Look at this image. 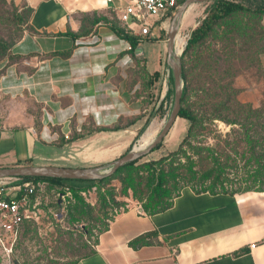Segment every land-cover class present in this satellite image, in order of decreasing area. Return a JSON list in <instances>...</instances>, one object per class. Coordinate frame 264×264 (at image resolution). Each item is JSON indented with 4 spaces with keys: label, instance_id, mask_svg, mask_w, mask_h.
I'll use <instances>...</instances> for the list:
<instances>
[{
    "label": "crops",
    "instance_id": "1",
    "mask_svg": "<svg viewBox=\"0 0 264 264\" xmlns=\"http://www.w3.org/2000/svg\"><path fill=\"white\" fill-rule=\"evenodd\" d=\"M23 2L33 11L30 25L38 35L24 34L12 49L23 59L0 68V168L62 167L45 164L55 147L70 146L92 160L102 153L100 140L127 134L119 151L97 164L118 159L146 126L165 81L164 59L155 71L159 77L149 82L138 46L128 51L129 42L112 30L124 26L118 20L127 0ZM189 10L179 31L192 21ZM160 41L166 58L165 39ZM11 101L16 107L8 115L3 108ZM173 128L175 148L185 122L177 118ZM140 208L116 215L92 252L75 264H264V192L211 195L184 188L162 213L147 215ZM143 235H149L143 244L131 245ZM241 250L246 252L234 255Z\"/></svg>",
    "mask_w": 264,
    "mask_h": 264
},
{
    "label": "rangeland",
    "instance_id": "2",
    "mask_svg": "<svg viewBox=\"0 0 264 264\" xmlns=\"http://www.w3.org/2000/svg\"><path fill=\"white\" fill-rule=\"evenodd\" d=\"M25 7L23 0H0V42L6 46L14 44L21 36L26 34L29 19ZM212 7V3L193 5L189 16L194 25L187 26L180 31L181 38L186 39V43L189 41L191 28L195 29ZM164 24V22L155 24L150 30L149 37L141 40L137 45L140 55L147 61V67L151 74L160 71L161 60L164 59L163 63L165 64L163 44L159 40L160 31ZM236 31H240L238 36ZM242 32L246 34L242 35ZM186 46L185 44V49ZM185 49H183V52ZM9 58L8 52H5L1 47L0 68L7 65L8 60L10 61ZM199 59H204L209 65L208 71L204 73L209 77L215 76L225 69L227 77H225L223 85H228L231 78L233 79L232 88L239 92L236 96L237 101L242 104H251L254 109H260L264 112V17L253 16L249 13H238L231 19L223 21L210 39L184 56L183 61L192 91L190 100L194 107H196L195 103L197 104L196 92L205 87L202 78L204 74L200 68ZM164 85V81H162L157 88V97L152 101L153 105L150 111L147 112V122L158 101L157 98L163 92ZM169 90H172V85H169ZM172 100L173 95L164 100L162 105L166 103L165 106L158 109L153 119L148 122L146 132L144 134L139 132L133 144H137L145 134L152 139L157 135L170 113ZM15 107L16 105L12 101L5 104L4 113L11 115L14 110L12 108ZM262 118H264V114ZM239 128L238 124L227 125L221 121H215V127H213L217 132H214V134H221L222 140L230 143L231 148L237 144L235 140L239 139L237 134L240 132ZM176 132L175 128H172L166 137L167 144L163 148L145 155L133 166L118 170L109 182L87 187L85 190L88 191L82 193L81 197L90 209L85 210L83 218H77L72 210L77 205L73 191L77 187H86L87 184H65L60 186L61 188L58 190L44 189L42 192L39 191L35 196L38 209L36 221L23 229L11 262H8L0 254V264H46L48 260L59 261L63 259L67 252L73 251L84 254L91 251L95 245L98 232L103 230L107 218L115 209L121 208V210H124L134 206L145 207L150 203L155 181L153 182L150 178L148 165L152 161L158 160L161 154H164L168 149L169 151L174 149L171 146L178 138ZM214 134L204 139L199 136L197 141L202 140L203 143L196 142L195 137L192 145L196 147L213 145L217 142ZM127 136V134H118L108 136L103 141L100 140V145L103 146L102 153L96 158L93 157L92 160L81 158L78 155L79 152L70 151V146L59 151L55 147L49 153L54 154V156L48 157L47 159L50 161L45 162V164L77 169L97 167L98 160L108 158L106 154L119 151L124 138H127ZM239 147V149L236 148L238 155H235L234 152L229 153L234 162L231 163L233 169L227 171L229 181L225 188L228 191L242 189L248 184H246V180L251 179L250 175L256 169L253 166L254 164L244 166V162L239 159V155L244 148L243 144H239ZM34 161L44 164L42 163L43 160L37 157ZM175 165H172V167H176ZM160 166L156 165L155 167ZM168 169L169 165L166 166V171ZM174 183L175 181L171 180L170 188H173ZM71 185L76 188L72 190ZM204 185L207 188L210 182H206ZM99 191L108 199L106 206L99 201Z\"/></svg>",
    "mask_w": 264,
    "mask_h": 264
},
{
    "label": "trees",
    "instance_id": "3",
    "mask_svg": "<svg viewBox=\"0 0 264 264\" xmlns=\"http://www.w3.org/2000/svg\"><path fill=\"white\" fill-rule=\"evenodd\" d=\"M182 2V0H178V4H181ZM25 9L29 19L28 27L25 32L29 35H38V33L30 25V18L33 11L27 6ZM238 13H249L253 16L264 17V0H219L214 4L200 24L190 33L189 41L181 58L184 87L181 98V109L178 114V118L185 122V133L173 150L161 154V157L158 160L152 161L148 165L150 168V178L153 182L155 181V186L151 193L150 203L147 206L142 207L144 213L147 215L162 213L171 208L174 199L179 196L181 190L184 188H190L196 194L208 193L211 195H234L244 192H264V118H262L264 112L260 109H254L251 104H242L237 101L236 96L239 92L232 88L233 79L231 78L228 85H223L225 77H227L225 69L221 73L211 77L204 74L208 71L207 68H209V65L204 59L199 60L200 68L204 74L202 78L205 83V87L196 92L195 98L197 100V104L195 103L196 107H194V104H192L190 100V93L192 91L189 86L183 61L185 55L192 52L193 49L210 39L223 21L231 19ZM165 19L166 16L162 17L155 24H161L165 21ZM100 21L107 22L104 18H95L93 20L94 23ZM111 28L114 32L129 42L132 52L141 41V39L137 37L128 35L126 33L127 31L125 25L119 27L118 29L111 25ZM239 32L240 31H236L237 36L239 35ZM66 34L74 38L78 36L70 32ZM241 34L245 35L246 33L242 32ZM165 35L166 29L163 26L160 31L159 40H164ZM23 36L10 46H6L0 42V48L2 47V49L5 52H8L10 56V61L8 60L7 66L20 62V60L23 59V57L12 54L13 47L22 39ZM61 54L66 55L68 53ZM213 65L215 64L213 63ZM158 77V72L153 73L150 76L149 82L153 78L157 79ZM171 95H173V88L168 93L167 98ZM165 104L166 103L161 106H165ZM215 121H221L227 125L238 124L240 126V132L237 133L239 135V139L235 140L237 144L233 148H231L230 143L222 140L221 134H214V132L217 133L213 129V127H215ZM212 134L215 135L214 138H217V142L213 145H206L202 147L192 145L195 137L196 142L203 143L202 140L197 141L198 137L201 136L202 139H204ZM165 144H167V139L152 150V152L163 148ZM239 144H243L244 147L239 155V159L244 162V166H251V164H254L253 166L256 169L250 175L251 179L246 180V184H248L242 189L238 188L235 191H228L227 188H225V185L229 181L227 178V171L229 169H233L231 167V163L234 162V160L229 156V153L234 152L235 155H238L236 148H240ZM137 161L125 165L123 168L118 170L124 169L128 166H133ZM174 164H176V167H172ZM156 165L161 166L155 167ZM168 165L169 169L166 171V166ZM116 172L108 178L89 182L50 178L21 179L22 181L31 182L34 185L41 183L47 190H58L61 188L60 186H64L65 184H87L86 187H77V189L73 191V196L77 200V205H75L72 210L77 218H83L85 210L90 209V207L85 204L81 194L85 193V189L87 187H94L99 184L103 185L109 182L114 178ZM171 180L175 181L173 188H170ZM206 182H210V185L207 186V188L204 185ZM70 188L73 190L76 187L71 185ZM107 200V197L102 195L99 191V201L102 202L104 206L107 205ZM126 210L127 209L121 210V208L115 209L109 218H107V223L103 230H100L98 233L100 234L107 230L109 222L113 220L116 215ZM73 218L76 219L75 217ZM29 224L32 223L23 222L19 238L21 237L23 229ZM148 236L149 235H143L138 237L131 243V245L136 247L138 243L143 244L144 239ZM92 250L84 254L73 251L69 253L67 252V254L63 256V259H60L59 261L48 260L46 264H75L82 258L88 256ZM245 252L246 250H241L234 255L239 256Z\"/></svg>",
    "mask_w": 264,
    "mask_h": 264
},
{
    "label": "water",
    "instance_id": "4",
    "mask_svg": "<svg viewBox=\"0 0 264 264\" xmlns=\"http://www.w3.org/2000/svg\"><path fill=\"white\" fill-rule=\"evenodd\" d=\"M219 0H187L184 1L177 9L172 11L166 18V58H165V87L163 92L159 96V99L153 109L150 119H153L154 115L161 107L164 100L167 98L169 90V85L173 88V100L166 120L163 123V127L158 131L155 139L143 150L136 152L133 144L129 150L119 157L118 159L93 168H64L56 166H20V167H10V168H0V181L11 180L17 178H50V179H60L69 181H99L112 176L118 169L132 162H135L145 155L149 154L158 145L163 143L165 138L169 135L172 130L177 118L179 111L181 109V98L184 87V80L182 76V65H181V54H177L175 51L173 37H174V21L177 17L183 16L187 11L196 4L212 3V6ZM194 30V28L192 29ZM191 30V31H192ZM191 33V32H190ZM190 38V37H189ZM187 44V43H186ZM172 79V83H171ZM164 85V86H165ZM148 122L143 129L142 133H145L147 129ZM140 213H143L142 209H139Z\"/></svg>",
    "mask_w": 264,
    "mask_h": 264
},
{
    "label": "built area",
    "instance_id": "5",
    "mask_svg": "<svg viewBox=\"0 0 264 264\" xmlns=\"http://www.w3.org/2000/svg\"><path fill=\"white\" fill-rule=\"evenodd\" d=\"M181 4L178 0H127L119 20L128 35L144 38L150 35L158 20L167 17ZM127 50H131L130 45ZM64 138L68 140L69 136ZM44 189L41 183L34 185L21 178L0 181V254L8 262L14 255L23 222L33 223L37 219L35 196Z\"/></svg>",
    "mask_w": 264,
    "mask_h": 264
},
{
    "label": "bare ground",
    "instance_id": "6",
    "mask_svg": "<svg viewBox=\"0 0 264 264\" xmlns=\"http://www.w3.org/2000/svg\"><path fill=\"white\" fill-rule=\"evenodd\" d=\"M183 16L177 17L175 19V21H174V37H173V43H174L175 51H176L177 54H180L183 51V49H185L184 46L186 44V39L181 38V35H180L181 29H183V28H185L187 26H190V25H194V23L191 22V21L189 23H187V24H185V22H184L185 25L182 26L181 29H180V31H179V28L181 26V21L183 19ZM166 88H167V85H165V90H166ZM155 137L152 139L147 134H145V136H143L142 138H140L139 141H138V143L135 145V147H134L135 151L136 152H139V151L145 149L155 139Z\"/></svg>",
    "mask_w": 264,
    "mask_h": 264
}]
</instances>
